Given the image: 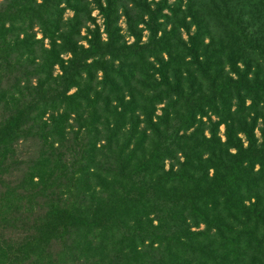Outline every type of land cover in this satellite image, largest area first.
<instances>
[{
	"label": "trees",
	"instance_id": "16d2710c",
	"mask_svg": "<svg viewBox=\"0 0 264 264\" xmlns=\"http://www.w3.org/2000/svg\"><path fill=\"white\" fill-rule=\"evenodd\" d=\"M126 1L0 0V264H264V0Z\"/></svg>",
	"mask_w": 264,
	"mask_h": 264
},
{
	"label": "rangeland",
	"instance_id": "374dc122",
	"mask_svg": "<svg viewBox=\"0 0 264 264\" xmlns=\"http://www.w3.org/2000/svg\"><path fill=\"white\" fill-rule=\"evenodd\" d=\"M121 1V4L122 5H128L127 1L126 0H120ZM225 1H228V4L230 6V11L232 12V9H233V4L236 2V5L238 7L240 3L239 0H225ZM170 2L172 3V5H175L176 3H180L181 4V8L182 10H186V7L191 4L192 6V13L196 14L198 17H201L203 18L204 20L206 21H209L210 24H211V32L212 34L215 36V37H218V35L223 32V24L222 23H227L228 22V17L225 16V12H224V7L223 5H221V2H219V0H170ZM214 6H216L218 8V17L216 15V12L215 14H213V12L215 11L214 10ZM121 10V9H120ZM166 12L170 13L168 10H166ZM71 15V12L70 11H67L66 14H65V17H69ZM92 15L96 17V22L99 23V25L102 27V19L99 15H97V11L96 10H93L92 12ZM131 15L133 17H135L136 19H139L137 18L136 14L134 11L131 12ZM241 17V15H240ZM187 21H190L191 18L190 17H187L186 18ZM138 23V27L141 28L143 27L142 26V23L141 21H136ZM119 24L121 25V28H122V34L124 36V38L131 42L132 41V37L129 35V32H128V25L126 23V17H124V15H121V19L119 21ZM169 27V25H167ZM194 30V27L191 28V31ZM85 29L82 30V34H85ZM37 36L39 37L40 34L37 33ZM183 37L186 38V33H184L183 31ZM147 38V32L144 31L143 33V39L142 40H146ZM240 65V64H239ZM241 66V65H240ZM163 105H159L158 106V110H157V113H160V108L162 107ZM223 133H224V126L223 125H220L219 127V134L223 137ZM255 133L256 135L259 137L260 136V131L259 129H256L255 130ZM19 147V152L22 153V157H25V155H31V152H34L35 149L37 148V145H34V144H30V143H21L18 145ZM168 163H166V166H167Z\"/></svg>",
	"mask_w": 264,
	"mask_h": 264
}]
</instances>
